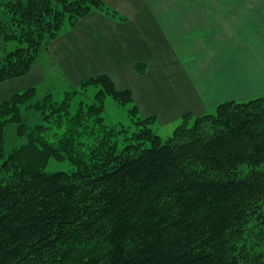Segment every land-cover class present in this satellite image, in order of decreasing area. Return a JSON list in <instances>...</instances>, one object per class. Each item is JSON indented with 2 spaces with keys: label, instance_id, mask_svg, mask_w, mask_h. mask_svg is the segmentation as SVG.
Wrapping results in <instances>:
<instances>
[{
  "label": "trees",
  "instance_id": "trees-1",
  "mask_svg": "<svg viewBox=\"0 0 264 264\" xmlns=\"http://www.w3.org/2000/svg\"><path fill=\"white\" fill-rule=\"evenodd\" d=\"M0 4L1 37L23 43L0 57V83L94 10L127 20L103 0ZM62 79L60 99L48 77L0 103V264H264V95L188 113L164 140L110 75ZM108 95L131 125L107 122ZM11 123L23 141L8 151ZM52 158L73 169L47 171Z\"/></svg>",
  "mask_w": 264,
  "mask_h": 264
},
{
  "label": "crops",
  "instance_id": "crops-1",
  "mask_svg": "<svg viewBox=\"0 0 264 264\" xmlns=\"http://www.w3.org/2000/svg\"><path fill=\"white\" fill-rule=\"evenodd\" d=\"M103 1L127 20L81 18L30 72L0 83V103L54 71L73 84L108 74L169 132L188 113L264 95V0Z\"/></svg>",
  "mask_w": 264,
  "mask_h": 264
},
{
  "label": "rangeland",
  "instance_id": "rangeland-1",
  "mask_svg": "<svg viewBox=\"0 0 264 264\" xmlns=\"http://www.w3.org/2000/svg\"><path fill=\"white\" fill-rule=\"evenodd\" d=\"M1 1L2 0H0V2ZM1 14H3V12H2L1 4H0V15ZM21 45H23V43H21L18 39H9L5 41L0 35V57L4 56L7 51L13 50ZM50 77H56L57 79H59L57 81V84L54 85L53 92L57 99L62 98L67 88V87H64L65 81L62 79V76L55 71H54V75ZM44 90L45 88L41 90V95L43 94ZM105 106H106L105 117L109 124L129 126L133 123V120H132L133 118L129 113V108L131 107L119 104L113 96L108 95L106 97ZM40 118H41L40 114L33 112L28 117V121L31 123H35V122L40 121ZM181 123L182 121L179 124ZM173 130L168 132L162 128V130L160 131V134L163 136V139L166 140L168 136L172 134ZM22 141H23V138L17 134V124L16 123L9 124L7 128V136H6L7 150L8 151L11 150L15 146L19 145ZM72 169H73V166L68 161H58L54 158L50 160L47 166V171H50V172L60 171V170L70 171Z\"/></svg>",
  "mask_w": 264,
  "mask_h": 264
}]
</instances>
